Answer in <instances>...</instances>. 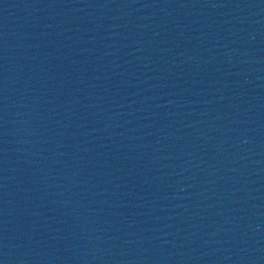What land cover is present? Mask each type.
Returning <instances> with one entry per match:
<instances>
[{"label":"water","instance_id":"water-1","mask_svg":"<svg viewBox=\"0 0 264 264\" xmlns=\"http://www.w3.org/2000/svg\"><path fill=\"white\" fill-rule=\"evenodd\" d=\"M0 264H264V0H0Z\"/></svg>","mask_w":264,"mask_h":264}]
</instances>
